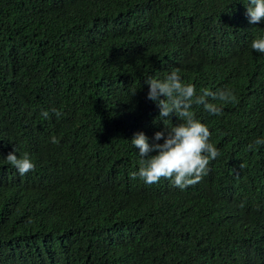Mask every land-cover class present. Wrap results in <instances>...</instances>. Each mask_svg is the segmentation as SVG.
<instances>
[{"label": "trees", "instance_id": "obj_1", "mask_svg": "<svg viewBox=\"0 0 264 264\" xmlns=\"http://www.w3.org/2000/svg\"><path fill=\"white\" fill-rule=\"evenodd\" d=\"M247 5L0 0V264H264V20ZM173 70L237 97L193 107L220 156L184 189L132 178L131 139L164 128L143 81ZM13 148L33 171L7 162Z\"/></svg>", "mask_w": 264, "mask_h": 264}, {"label": "clouds", "instance_id": "obj_2", "mask_svg": "<svg viewBox=\"0 0 264 264\" xmlns=\"http://www.w3.org/2000/svg\"><path fill=\"white\" fill-rule=\"evenodd\" d=\"M246 9L250 24L255 25L264 20V0H248ZM251 47L264 53V38L254 39ZM143 83L149 86L147 99L155 102L159 108L160 119L157 120L156 117L154 123L162 121L164 128L154 134L152 143L143 132H137L131 139L132 145L138 149L142 158V166L138 172L132 173V178L138 176L149 185L166 178L181 189L197 184L208 174L210 161L217 159L220 152L209 142L211 132L196 118L193 107L203 106L204 111L209 114L219 115L222 105L235 103L237 97L231 89L213 92L205 88L198 94L195 85L183 82L178 70L171 71L163 79L149 76ZM136 90H133L132 95H135ZM209 98L212 101L218 100L221 106L210 102ZM51 112L57 118L63 115L55 108L51 109ZM172 114H175L180 122L169 126ZM49 115V111L41 113L44 119H48ZM161 139L163 143H158ZM51 142L56 144L58 139L52 137ZM254 145H264V138L256 139ZM254 145L250 144L249 149ZM152 152L156 154L150 155ZM6 160L20 175L35 169L29 155L24 153L18 157L15 148L7 154ZM244 166L242 162L240 167Z\"/></svg>", "mask_w": 264, "mask_h": 264}]
</instances>
